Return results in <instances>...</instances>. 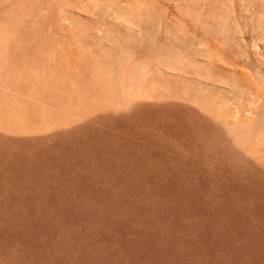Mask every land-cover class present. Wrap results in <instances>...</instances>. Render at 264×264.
Segmentation results:
<instances>
[{
	"label": "rangeland",
	"instance_id": "rangeland-1",
	"mask_svg": "<svg viewBox=\"0 0 264 264\" xmlns=\"http://www.w3.org/2000/svg\"><path fill=\"white\" fill-rule=\"evenodd\" d=\"M0 264H264V0H0Z\"/></svg>",
	"mask_w": 264,
	"mask_h": 264
}]
</instances>
